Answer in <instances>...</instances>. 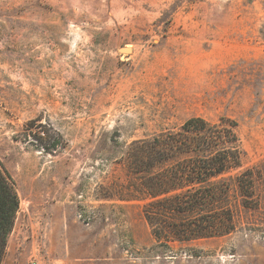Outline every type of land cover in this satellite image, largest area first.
Returning <instances> with one entry per match:
<instances>
[{
	"label": "rangeland",
	"instance_id": "obj_1",
	"mask_svg": "<svg viewBox=\"0 0 264 264\" xmlns=\"http://www.w3.org/2000/svg\"><path fill=\"white\" fill-rule=\"evenodd\" d=\"M192 117L237 123L256 204L232 193L231 233L158 247L118 199L125 155ZM0 167L4 264H264V0H0Z\"/></svg>",
	"mask_w": 264,
	"mask_h": 264
},
{
	"label": "trees",
	"instance_id": "obj_2",
	"mask_svg": "<svg viewBox=\"0 0 264 264\" xmlns=\"http://www.w3.org/2000/svg\"><path fill=\"white\" fill-rule=\"evenodd\" d=\"M236 125L226 117L217 123L192 117L177 130L128 146L124 163L136 178L125 184L118 199L142 202L143 218L158 247L231 233L232 193L244 207L256 204L253 171L241 166ZM41 126L35 120L27 122L25 134L44 142V151L56 150L60 140L48 141L35 130ZM18 208L13 182L0 167V264Z\"/></svg>",
	"mask_w": 264,
	"mask_h": 264
},
{
	"label": "built area",
	"instance_id": "obj_3",
	"mask_svg": "<svg viewBox=\"0 0 264 264\" xmlns=\"http://www.w3.org/2000/svg\"><path fill=\"white\" fill-rule=\"evenodd\" d=\"M28 264H43L42 262H40L38 259L36 258H31L28 262Z\"/></svg>",
	"mask_w": 264,
	"mask_h": 264
},
{
	"label": "water",
	"instance_id": "obj_4",
	"mask_svg": "<svg viewBox=\"0 0 264 264\" xmlns=\"http://www.w3.org/2000/svg\"><path fill=\"white\" fill-rule=\"evenodd\" d=\"M119 50L121 52H130L131 51V48L128 47V46H123V47H120Z\"/></svg>",
	"mask_w": 264,
	"mask_h": 264
},
{
	"label": "crops",
	"instance_id": "obj_5",
	"mask_svg": "<svg viewBox=\"0 0 264 264\" xmlns=\"http://www.w3.org/2000/svg\"><path fill=\"white\" fill-rule=\"evenodd\" d=\"M6 254H7V252H6ZM3 261H4V260H3ZM3 261H2V264H4ZM8 264H10V263H8Z\"/></svg>",
	"mask_w": 264,
	"mask_h": 264
}]
</instances>
